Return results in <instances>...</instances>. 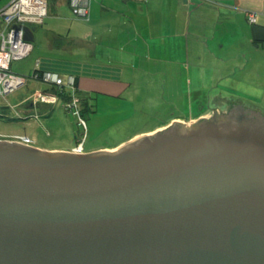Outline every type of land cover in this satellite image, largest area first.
Returning <instances> with one entry per match:
<instances>
[{
    "label": "water",
    "instance_id": "1",
    "mask_svg": "<svg viewBox=\"0 0 264 264\" xmlns=\"http://www.w3.org/2000/svg\"><path fill=\"white\" fill-rule=\"evenodd\" d=\"M0 264H264V108L90 150L0 138Z\"/></svg>",
    "mask_w": 264,
    "mask_h": 264
},
{
    "label": "rangeland",
    "instance_id": "2",
    "mask_svg": "<svg viewBox=\"0 0 264 264\" xmlns=\"http://www.w3.org/2000/svg\"><path fill=\"white\" fill-rule=\"evenodd\" d=\"M48 2L52 8L53 0ZM27 25L35 29L33 50L24 57L13 59L11 70L28 77L27 81L19 83L17 88L7 92L6 95L0 93V138L14 139L16 137L14 134L27 133L32 136L35 144L49 149H72L79 140H84V146L88 150L90 147L123 142L135 132L151 131L175 118L188 122L200 116H209L214 109L228 110V103L235 100L264 108V47H255L248 41L241 42V38L245 39L246 36L237 35L234 43H231L227 50L215 52L207 48L196 50L197 56L203 55V59L199 60L202 65L196 64V67L192 64L188 66L184 62L183 50L174 49L173 45H171L172 51L169 52L168 49L166 52L167 55L172 53L175 55L173 56L175 63H172L171 67L163 64H168L165 59L157 60L156 67L147 68L143 66L146 65L144 62L141 65L135 62L133 65L125 66V74H121L123 81L120 83L106 87L100 82L98 88L100 90L92 89L83 93L84 95L86 93L88 103L96 107L94 111L81 108L82 116L87 122L85 128L79 124V116L64 106V100L61 99L54 104L40 101L36 93L47 91H43L46 86L32 77L38 59L44 67H48L51 57L65 60L83 56L84 52L79 49L81 46L76 42L77 38H71L73 40L69 47L66 42H70V36L55 34L50 30L49 19L43 23L30 22ZM0 26H2L1 18ZM190 37L194 40V35ZM227 38L228 36H225V39ZM55 43H57L56 48H51ZM108 43L109 40L104 42L105 45ZM165 44L170 47L169 43ZM161 45L164 43H159L157 47H163ZM198 47L200 45H197ZM159 51L160 55L165 53V49ZM88 54L90 55L87 52L86 55ZM185 68L189 70L186 77L176 74L177 70ZM148 70L152 72L149 73ZM226 72L230 74L227 75ZM199 86H205L202 89L204 92L200 91L201 89L197 90ZM197 95H206L209 107L195 115L190 113L188 100L194 99ZM25 111L37 113V119L29 118L28 122L18 119ZM176 114L189 115L174 117L168 119L165 124L156 126L168 116ZM154 126L156 127L147 130Z\"/></svg>",
    "mask_w": 264,
    "mask_h": 264
},
{
    "label": "crops",
    "instance_id": "3",
    "mask_svg": "<svg viewBox=\"0 0 264 264\" xmlns=\"http://www.w3.org/2000/svg\"><path fill=\"white\" fill-rule=\"evenodd\" d=\"M8 1L0 0V6ZM51 6L49 3L50 10L43 22L49 19V29L55 34L77 38L84 55L65 60L51 57L48 67H44L38 59L33 71L50 69L63 75H77L82 94L100 88V82L106 87L120 83L123 81L121 74H125L124 67L135 62L140 65L144 62L146 65L143 66L147 68L156 67V61L161 59L168 63H163L166 66L175 63V55H167L168 49L169 52L173 48L183 50L184 62L196 67L194 61L203 59L202 54L200 57L196 55L198 51L204 48L213 52L227 50L237 35L246 36L241 38V42L248 41L255 47H264V0H91L87 17L75 15L70 0H53ZM250 11L257 14L254 22L249 19ZM191 35H194L195 41ZM225 36L228 38L225 39ZM72 40L66 42L69 47ZM108 40L110 43L105 45ZM57 43L55 47L50 44L51 48H56ZM159 43H164L163 47H157ZM165 43H169L170 47ZM197 45L200 47L197 48ZM33 47L34 42L30 51ZM164 49L165 53L160 55L159 50ZM87 52L90 55H86ZM46 89L55 91V86H46ZM25 121H30L29 117ZM99 147L103 146L88 150Z\"/></svg>",
    "mask_w": 264,
    "mask_h": 264
},
{
    "label": "built area",
    "instance_id": "4",
    "mask_svg": "<svg viewBox=\"0 0 264 264\" xmlns=\"http://www.w3.org/2000/svg\"><path fill=\"white\" fill-rule=\"evenodd\" d=\"M91 0H70L72 10L78 17H87L90 12ZM48 0H10L6 4L0 6V18L2 26H0V93L6 95L7 92L17 88L19 83L26 80V76L11 70V62L15 58L23 57L29 53L32 42L25 38V30L22 27L17 28L15 24H29L30 22L42 23L49 11ZM249 19L254 22L257 20V14L253 11L248 13ZM38 71V72H37ZM34 78L42 81L45 86L57 84L58 86L68 85L72 87L73 93L76 89L75 75H63L53 70H35ZM60 88V87H59ZM47 90V91H45ZM38 91L40 101H48L54 103L60 98L59 90L56 91L44 89ZM38 99V97H37ZM53 101V102H52ZM80 98L76 95L71 100H65L68 107L75 106L73 112L79 116V124L85 128L87 126L86 119L82 116L81 108L78 106ZM21 118H37L38 114L21 113ZM14 139L26 143H34L31 135L27 133L14 134ZM85 139V137H84ZM84 140L79 141L74 148L83 149Z\"/></svg>",
    "mask_w": 264,
    "mask_h": 264
},
{
    "label": "trees",
    "instance_id": "5",
    "mask_svg": "<svg viewBox=\"0 0 264 264\" xmlns=\"http://www.w3.org/2000/svg\"><path fill=\"white\" fill-rule=\"evenodd\" d=\"M196 63L195 64H197V63H199L200 61H195ZM199 65H202V63L201 64H199ZM172 66V64L171 65H169V67H171ZM188 68V67H187ZM187 68H185V69H179V70H177V72H176V74L177 73H179V74H181L183 77L185 76H187L189 73V70H187ZM46 70H50V69H46ZM43 71V70H42ZM53 71H56V70H53ZM59 72V71H58ZM35 73V70L33 71V74ZM60 74H62L61 72H59ZM32 74V75H33ZM176 74H174V77H176ZM226 74L228 75L229 73H227L226 72ZM162 75H163V73H162ZM190 76V75H189ZM37 79V78H36ZM78 79V77H77V75H76V81H75V84H76V89H75V92L73 93V91H72V87L71 86H68V85H63V86H58L57 84H53V85H51V86H55V91H56V89L57 90H59V94H60V98L56 101V102H58V101H60L61 99L62 100H71L72 99V96L73 95H76V96H78L79 98H80V101L78 102V106L80 107V108H83V110L85 109V110H87V109H91V111H94L95 109H96V107L93 105V104H89L88 103V100H87V97L86 96H84L81 92H80V90H79V84H77V80ZM187 79V78H186ZM38 80V79H37ZM175 80V79H174ZM40 81V80H39ZM182 81V80H181ZM180 81V82H181ZM204 81V80H203ZM41 83H43L42 81H40ZM177 82V81H176ZM212 83V82H211ZM211 83H208V84H211ZM60 87V88H59ZM205 86H199V88H197V90L199 89H201L200 91H202V92H204L202 89L204 88ZM200 91H199V93H200ZM207 93V92H206ZM63 97H65L66 99H63ZM66 100V101H67ZM235 101H238V100H235ZM55 102V103H56ZM234 101H232V102H230V103H228V105L230 104H232ZM242 103H244L243 101H242ZM54 104V103H53ZM188 106H190V113H194L195 115H198V114H200L201 113V111H203V109L204 108H206V107H209V105H208V103H207V97H206V95H197L194 99H190V100H188ZM244 104H246V103H244ZM84 105V106H83ZM64 106L68 109V110H72L73 111V109L75 108V106H70V107H68L67 106V104H66V102L64 103ZM81 113H82V109H81ZM189 113V114H190ZM189 114H186V115H189ZM186 115H182V114H176V115H171V116H168L167 117V119H165V120H163V122L162 123H160V124H157L156 126H158V125H161V124H165L166 122H168L171 118H174V117H181V116H183V117H185ZM27 118V117H26ZM25 117H23V118H18V119H20V120H25L26 119ZM14 119H17V118H14ZM169 119V120H168ZM156 126H154V127H152V128H149V129H147V130H151V129H153V128H155ZM145 131V130H144ZM140 132H143V131H140ZM136 133H139V132H135L134 134H132L131 136H133V135H135ZM80 141V140H79ZM79 141H78V143H79ZM122 141H120V142H118V143H116V144H113V145H102L103 147H110V146H115V145H117V144H119V143H121ZM78 145V144H77Z\"/></svg>",
    "mask_w": 264,
    "mask_h": 264
},
{
    "label": "flooded vegetation",
    "instance_id": "6",
    "mask_svg": "<svg viewBox=\"0 0 264 264\" xmlns=\"http://www.w3.org/2000/svg\"><path fill=\"white\" fill-rule=\"evenodd\" d=\"M237 102H242V101H240V100H238V101H235V102H233L231 105L229 104L228 105V108H230L233 104H235V103H237ZM215 110V109H214ZM214 110H213V112H214ZM23 113H26V111L25 112H23ZM85 145V144H84ZM85 148V146H83V149Z\"/></svg>",
    "mask_w": 264,
    "mask_h": 264
}]
</instances>
